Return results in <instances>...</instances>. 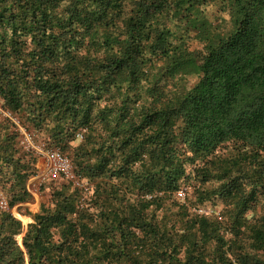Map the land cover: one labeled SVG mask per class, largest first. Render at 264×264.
Here are the masks:
<instances>
[{"label":"trees","instance_id":"1","mask_svg":"<svg viewBox=\"0 0 264 264\" xmlns=\"http://www.w3.org/2000/svg\"><path fill=\"white\" fill-rule=\"evenodd\" d=\"M205 1L0 0L1 107L84 183L51 179L25 226L10 209L32 198L35 152L0 115V264H264V0H232L221 35ZM182 20L198 55L172 39ZM192 180L221 213L174 199Z\"/></svg>","mask_w":264,"mask_h":264},{"label":"rangeland","instance_id":"2","mask_svg":"<svg viewBox=\"0 0 264 264\" xmlns=\"http://www.w3.org/2000/svg\"><path fill=\"white\" fill-rule=\"evenodd\" d=\"M232 7H233L232 0H228L227 2H224L223 0H206L205 4L200 7L201 11L204 10V13L210 20L208 28H212V31L215 32L214 35L225 34L232 29L233 27L232 17H231ZM128 8H130V5ZM187 26H188L187 22L184 20L175 23L174 28L176 35L173 36L172 39H174L177 36H181V35L184 36L185 41L182 44V49L187 47L188 50L192 51L193 54L198 55L205 49V45L208 42V40L204 38L205 35L201 32L199 28H189ZM197 80H198L197 75H186L181 79L180 81L181 83L179 84L178 88L184 90L188 86L193 85ZM81 138L82 137H80L79 139ZM20 140L22 139L21 138L17 139L15 143L18 144L17 142H19ZM31 144L36 149L39 146L38 142L37 143L31 142ZM22 145L23 144L21 142V150H22ZM228 147L229 144H226L218 152L224 153L225 151L228 150ZM35 157H36V162H35L36 172L29 179L27 183V187L30 193L32 194V198L29 201L25 203H19L10 209V211L18 219H20L25 226L32 221L31 217L27 213L30 212L36 213L37 211H39L41 203L48 201L49 192L51 190L52 180L48 176H46V174L44 175L45 172H43L46 166L45 158L37 151L35 152ZM195 186H196V182L193 180L190 181L188 184L184 186L185 188H183L182 191H179L177 194H174V199L180 201L182 204L188 207L191 213H194L196 210L198 212L206 213L209 215H217L221 213V211L225 208L226 205V203L221 198H215L211 201H208L206 204L202 206L196 205L194 196L192 194ZM2 192L6 196V192L4 190H2ZM262 204L263 202H260L259 205L256 207V211L255 212L250 211L248 214L254 215V213H260V211L262 210ZM179 211H180L179 206H175V205L172 206L170 210L166 212L168 220H170L171 222L176 220L179 217V215L182 214L179 213ZM22 236L23 234L16 235V239L18 240L20 245H22Z\"/></svg>","mask_w":264,"mask_h":264},{"label":"built area","instance_id":"3","mask_svg":"<svg viewBox=\"0 0 264 264\" xmlns=\"http://www.w3.org/2000/svg\"><path fill=\"white\" fill-rule=\"evenodd\" d=\"M0 115L3 119L4 118L10 119L15 124L14 130L19 134V139L20 138L22 139L19 141L20 143L19 146H21V142L23 144L22 149L28 151H34V152L37 151L44 156L46 162V166L43 171L45 172L44 175L46 174V176L54 180H58V179L72 180L77 185L84 186V183L80 181L78 179V176L74 173L73 165L70 158L64 155L58 149H47L44 144L40 145L41 143H39L37 149L33 147L31 142L33 143L36 142L33 138V135L21 125L18 115L13 114L11 111L1 107V102H0ZM0 208L4 210L9 209L8 198L2 192V189H0Z\"/></svg>","mask_w":264,"mask_h":264}]
</instances>
